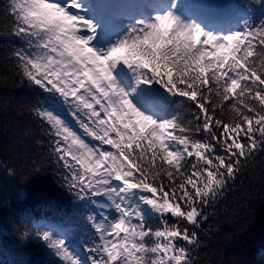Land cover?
<instances>
[{
    "label": "snow or ice",
    "instance_id": "6c2138e0",
    "mask_svg": "<svg viewBox=\"0 0 264 264\" xmlns=\"http://www.w3.org/2000/svg\"><path fill=\"white\" fill-rule=\"evenodd\" d=\"M4 38L39 98L0 167L47 164L73 202L36 225L47 264H201L204 225L264 155V0H0Z\"/></svg>",
    "mask_w": 264,
    "mask_h": 264
},
{
    "label": "trees",
    "instance_id": "16d2710c",
    "mask_svg": "<svg viewBox=\"0 0 264 264\" xmlns=\"http://www.w3.org/2000/svg\"><path fill=\"white\" fill-rule=\"evenodd\" d=\"M14 43L12 38L0 40V161L5 166L12 164L13 139L30 146L24 133L35 130L32 117L18 109V102L39 98L4 58ZM241 179L204 225L211 226L212 235L200 251L201 264H264V155ZM72 203L47 164L39 176L17 172L13 177L0 167V264H47L53 259L35 238L36 225L67 221Z\"/></svg>",
    "mask_w": 264,
    "mask_h": 264
},
{
    "label": "water",
    "instance_id": "95a60500",
    "mask_svg": "<svg viewBox=\"0 0 264 264\" xmlns=\"http://www.w3.org/2000/svg\"><path fill=\"white\" fill-rule=\"evenodd\" d=\"M213 2H215L217 5H227L228 3L233 2V0H211ZM236 2V0H235Z\"/></svg>",
    "mask_w": 264,
    "mask_h": 264
}]
</instances>
